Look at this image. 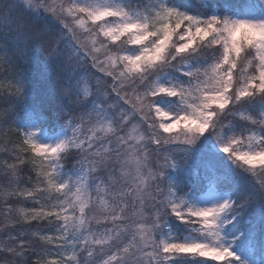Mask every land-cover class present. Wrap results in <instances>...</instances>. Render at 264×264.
<instances>
[{
    "label": "snow or ice",
    "instance_id": "snow-or-ice-1",
    "mask_svg": "<svg viewBox=\"0 0 264 264\" xmlns=\"http://www.w3.org/2000/svg\"><path fill=\"white\" fill-rule=\"evenodd\" d=\"M0 264H264V0H0Z\"/></svg>",
    "mask_w": 264,
    "mask_h": 264
}]
</instances>
